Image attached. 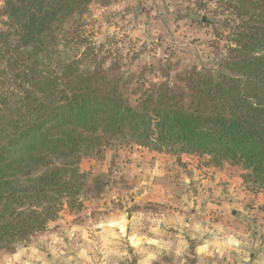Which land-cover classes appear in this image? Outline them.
Listing matches in <instances>:
<instances>
[{
  "label": "trees",
  "instance_id": "trees-1",
  "mask_svg": "<svg viewBox=\"0 0 264 264\" xmlns=\"http://www.w3.org/2000/svg\"><path fill=\"white\" fill-rule=\"evenodd\" d=\"M92 1L0 6V256L104 190L107 176L87 187L79 165L110 145L229 163L264 194V0H193L212 18L192 21L211 26L208 46L223 53L216 68L172 75L178 61L128 70L133 54L97 44Z\"/></svg>",
  "mask_w": 264,
  "mask_h": 264
},
{
  "label": "crops",
  "instance_id": "crops-1",
  "mask_svg": "<svg viewBox=\"0 0 264 264\" xmlns=\"http://www.w3.org/2000/svg\"><path fill=\"white\" fill-rule=\"evenodd\" d=\"M130 151L122 170L109 176L101 193H93L102 196L96 202L110 204L104 215L74 222L73 232L63 226L38 233L27 245L2 254L0 264H93L97 258L150 264L163 252H186L191 240L197 241L192 251L200 264L208 258H214L210 264H264V235L252 239L239 227L249 213L244 203L231 199L239 188L223 183L229 178L227 165L217 170L195 155L177 160L145 149ZM244 192L250 201L262 196Z\"/></svg>",
  "mask_w": 264,
  "mask_h": 264
},
{
  "label": "rangeland",
  "instance_id": "rangeland-1",
  "mask_svg": "<svg viewBox=\"0 0 264 264\" xmlns=\"http://www.w3.org/2000/svg\"><path fill=\"white\" fill-rule=\"evenodd\" d=\"M3 1L0 0V6ZM197 1L205 2V0ZM103 3V0H93L84 18L88 20V24L95 20L92 29L95 31L94 41L97 44L111 45L120 50L125 56L133 54L131 59L126 62L128 70H137L140 63L156 64L157 59L161 57L166 59L165 61L171 62V64L179 62L178 65L171 66V75L181 69L184 64L195 65L199 69L203 67L216 68V61L221 57L223 49L220 45L215 49L208 46V41L212 38L209 35L211 26H202L192 21L193 19H201V17L203 21L209 20L212 18V14L202 9L193 10V0H112L105 5ZM210 4L215 7L214 2ZM3 19L4 17L0 16V28ZM109 63L110 61H107L106 66ZM147 77L151 78L146 74ZM133 147L135 149H145L136 146L117 148L110 145L105 147L99 156L82 159L79 167L81 171L87 174V187H90L93 183L92 179L96 175H106L108 181L109 176L115 173L114 171H121L123 163L129 161L127 155L128 152H131L130 149H134ZM116 151L117 154L115 155ZM118 155L120 158H117ZM179 158L180 155L176 157L177 160ZM198 158L204 164L205 158ZM226 165L229 178H225L223 183L228 184V189L232 187L239 188V190L234 191L231 195L232 198H230L240 204L244 203L249 213L244 215L245 219L242 223H238L239 227L244 232L249 231L252 239H255L258 234L264 235L262 234L264 233V194L254 192L250 188V184L241 177L244 171L240 167L229 163L223 164V166ZM233 177H239L237 179L242 181L230 180ZM221 189H224V187H221ZM244 190L252 195L259 193L262 196L256 202L254 200L250 201L246 199ZM93 193L94 191L86 192L82 200V208L77 211H70L65 205L58 215L55 227L51 230L68 226L69 230L73 232L76 231L73 228L74 222L83 223L88 217L94 219V217H97L96 214L104 215L107 212L105 205L109 203L105 204L104 200L101 203L96 202L97 198L99 199L102 196L94 197ZM203 203H205L204 200ZM111 204L118 206L119 203L113 202ZM157 204L163 205L155 203L156 206H158ZM156 206L153 209H157ZM151 207L147 204L145 206L146 212H149L147 209H151ZM67 230L68 228L65 231L67 232ZM196 243L197 241L191 240L188 250L181 254H174L171 251L163 252L150 264H200L192 251ZM97 259H99L98 263L93 264L102 262L100 258ZM112 259L104 260L105 263L102 262V264H114ZM207 260L209 263L206 264H210L214 258H208ZM213 262L215 263V261ZM86 264L92 263L87 262ZM116 264H136V261L134 258L128 261L118 259Z\"/></svg>",
  "mask_w": 264,
  "mask_h": 264
}]
</instances>
